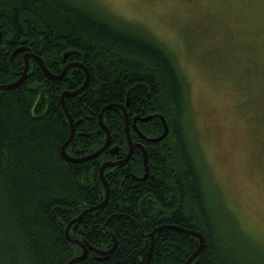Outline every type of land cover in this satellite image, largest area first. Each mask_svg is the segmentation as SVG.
Returning <instances> with one entry per match:
<instances>
[{"label": "trees", "instance_id": "trees-1", "mask_svg": "<svg viewBox=\"0 0 264 264\" xmlns=\"http://www.w3.org/2000/svg\"><path fill=\"white\" fill-rule=\"evenodd\" d=\"M0 31V86L22 75L27 51L11 56L24 42L55 75L74 62L88 68L87 89L65 99L76 131L68 156L105 145V106L127 110L133 153L104 170L105 206L69 230L95 250L116 248L103 255L87 246L75 264H186L200 246L187 231L205 240L190 264H264V245L208 194L189 133L188 82L162 41L95 0H0ZM85 79L78 67L50 79L31 59L23 83L0 91V264H68L84 252L67 227L106 200L100 169L129 152L126 118L114 107L103 116L111 134L103 153L62 155L71 125L61 96Z\"/></svg>", "mask_w": 264, "mask_h": 264}, {"label": "rangeland", "instance_id": "rangeland-1", "mask_svg": "<svg viewBox=\"0 0 264 264\" xmlns=\"http://www.w3.org/2000/svg\"><path fill=\"white\" fill-rule=\"evenodd\" d=\"M95 1L173 52L208 194L264 245V0Z\"/></svg>", "mask_w": 264, "mask_h": 264}, {"label": "water", "instance_id": "water-1", "mask_svg": "<svg viewBox=\"0 0 264 264\" xmlns=\"http://www.w3.org/2000/svg\"><path fill=\"white\" fill-rule=\"evenodd\" d=\"M0 41H1V31H0ZM25 44H26V42H24V45H25ZM24 45H23L22 47L16 49V50L12 53V56H11V58H13L18 52H20V51H27V53L24 55V59H25V67H24V70H23V72H22V75H21L16 81H14V82H12V83L1 85V86H0V91H2V90H6V89H11V88H14V87H17L18 85H20L21 83H23V81H24V80L26 79V77H27V74H28V71H29V68H30V60H31V59L35 60V61L39 64V66L42 68V70L44 71V73L46 74V76H47L48 78H50V79L61 80V79H63V78L65 77V75L67 74V72H68L71 68H74V67L81 68V69L84 70V72H85L86 79H85L83 85H82L80 88H78V89L65 91V92L62 94V96H61V104H62V106H63L64 112H65V114H66V116H67V118H68V120H69V122H70V125H71V135H70V138L67 140V142H66V143L63 145V147H62V155H63L67 160H69V161H84V160L92 159V158L97 157V156L100 155L101 153H103V152L109 147V145H110V143H111V141H110V139H111V134H110V131H109L108 127L105 125V123H104V121H103V116H104L105 111L110 110L111 108L117 107V108H120V109L123 111V113H124V115H125V118H126V123H127V126H126V128H127V139H128V142H129V152H128L127 156H126L124 159L119 160V161H116V162H105V163L102 165L101 169H100V177H101L102 183L104 184V186H105V188H106V192H107V198H106V200H105L102 204H100V205H98V206H96V207H93V208H91V209H88V210L82 212V214H80L79 217H77L76 219H74V220L68 225V227H67V236H68V240L71 241V242H74V243H78V244H80V245L82 246L83 250H84V252H83V254H82L81 256H78L77 258L72 259V260L68 263V264H75V263H77V262H79V261H82V260L87 256V253H88L87 246H89V245H87L86 243H83L82 241L72 240V239L70 238V236H69V230H70V228L72 227L73 224L81 222L82 219L85 217V215H86L87 213H92L93 211H95V210H97V209H101V208H103V207L105 206V204H106L107 201H108V195H109L110 186H109V184L107 183V181H106V179H105V177H104V170H105L107 167H115V166H118V165H120V164L126 163V162L130 159V157H131V155H132V153H133V150H134V144L132 143L131 138H130V133H129V121H128L127 110H126V108H125L124 105L109 104V105L105 106V107L103 108L102 112H101L100 115H99V122H100L101 126L103 127V129H104V130L106 131V133H107V140H106L105 145H104L101 149H99L98 151L94 152L93 154L88 155L87 157H84V158H81V159H74V158L68 156L67 153H66V149H67V147L69 146V144L72 142V140H73V138H74V136H75V132H76V131H75V122H74V120H73L71 114L69 113V110H68V108H67V106H66V103H65V99H66V97H74V96H77V95L81 94L82 92H84V91L87 89V87L89 86V83H90V79H91L90 72H89L88 68H87L85 65H83L82 63L74 62V63L67 64V65L65 66V68L63 69V71H62L60 74L55 75V74H53V73H51V72L49 71V69L47 68L45 62L43 61V59H42L39 55L30 52L29 49H28L26 46H24ZM128 102H129V101H127V104H128ZM78 123H79V122H77V124H78ZM167 130H168V127H167V124L165 123V134H164V135H166ZM159 139H162V138H158V139H150V140H156V141H158ZM111 151H112V153L115 154V153L118 152V149H117V148H113ZM145 164H146V170L148 171V166H147V154H146V153H145ZM161 229H163V227H161V228H157V229L153 232V235L155 234V232H157V231H159V230H161ZM182 231H184V230H182ZM185 232H186V231H185ZM187 233H189V234H191V235H194V236H197V237L199 238V240H200V246H199V248H198L197 251H196V252H195V253L189 258V260H188L187 263H186V264H190V263H191V262H192L197 256H199V255L201 254V252L204 250V247H205V240H204V237H203L201 234H199V233H196V232H193V231H187ZM152 245H153V243H152ZM89 247H90L92 250L96 251L97 253H101V254H103V255H108V254H110V253H112V252L114 251V249L116 248V244L114 245V247H113L111 250H109L108 252H105V253H104V252H101V251H98V250H95V249L92 248L91 246H89ZM148 264H149V262H148Z\"/></svg>", "mask_w": 264, "mask_h": 264}]
</instances>
